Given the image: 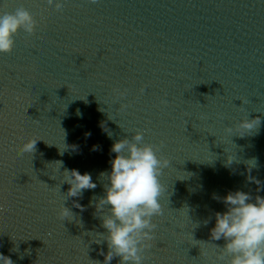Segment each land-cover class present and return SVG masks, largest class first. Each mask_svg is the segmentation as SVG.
<instances>
[{
  "label": "water",
  "instance_id": "water-1",
  "mask_svg": "<svg viewBox=\"0 0 264 264\" xmlns=\"http://www.w3.org/2000/svg\"><path fill=\"white\" fill-rule=\"evenodd\" d=\"M62 2L57 11L56 0H0V11L23 6L40 21L0 53V253L14 264H103L101 174L112 145L142 131L171 161L144 264H226L217 260L226 241L211 229L227 209L214 196L264 197V0ZM257 116L241 136L239 123ZM31 138L41 139L36 151L17 156ZM65 169L97 187L67 199ZM63 204L74 217L61 221Z\"/></svg>",
  "mask_w": 264,
  "mask_h": 264
},
{
  "label": "clouds",
  "instance_id": "clouds-1",
  "mask_svg": "<svg viewBox=\"0 0 264 264\" xmlns=\"http://www.w3.org/2000/svg\"><path fill=\"white\" fill-rule=\"evenodd\" d=\"M89 2L97 4L99 0H89ZM47 3L52 5L53 0H47ZM63 7L62 0H56L55 9L62 11ZM39 15L42 19L43 13ZM39 27L40 21L36 14L23 6L13 11H0V53L11 54L16 47V37L21 31L29 36H35ZM144 91L145 88L142 87L140 92ZM114 92L119 97H124L127 90L121 92L119 89H114ZM161 102L167 103L166 100ZM120 107L123 109L129 105L121 104ZM260 123L259 116L242 120L238 125L241 130L240 135L244 136L246 132H251ZM227 131L231 132L232 128L228 127ZM40 140L29 139L17 151V156L34 153ZM162 147L163 141L159 145L144 142L142 131H137L131 140L123 138L112 145L110 151L116 155L110 161L111 172L101 174L109 181L105 184L106 195L96 203L97 212H102L105 207L108 209L101 216L102 227L107 229V233H100L103 239L95 242L98 244L102 241L107 242V254L100 252V255L104 256L103 264H111L116 257L120 258L118 264H144L147 258L144 253L152 247L150 241L154 239V230L157 228L153 217L163 215L160 198L167 190L160 178L171 161L157 155ZM235 160L236 158L230 155L227 165L230 166ZM245 163L249 173L257 167L256 158ZM59 164L62 167V163ZM63 174L66 177L63 183L67 182L70 185L65 195L67 199L82 197L84 190L97 187L89 173L81 174L76 169H65ZM249 180H253L250 175ZM255 183L259 185L261 182L255 180ZM214 198L222 199L227 209L223 213H215L216 223L211 229L212 240L219 241L223 238L226 241L221 248L222 251L217 255V260L223 262L226 257H230L226 260V264H264V197L256 195L253 200L250 193L238 190L229 191L223 198L218 196ZM75 207L83 211L80 204L76 203ZM57 215L61 221L70 216L74 217L64 204ZM204 223L207 225L209 221L206 220ZM94 262L101 264L99 260ZM0 264H14V262L9 256L0 253ZM35 264H39V260Z\"/></svg>",
  "mask_w": 264,
  "mask_h": 264
}]
</instances>
